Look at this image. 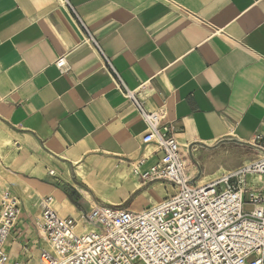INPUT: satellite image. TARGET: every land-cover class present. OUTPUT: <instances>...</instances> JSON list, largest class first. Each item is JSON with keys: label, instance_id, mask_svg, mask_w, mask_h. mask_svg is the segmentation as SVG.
I'll return each mask as SVG.
<instances>
[{"label": "crops", "instance_id": "1", "mask_svg": "<svg viewBox=\"0 0 264 264\" xmlns=\"http://www.w3.org/2000/svg\"><path fill=\"white\" fill-rule=\"evenodd\" d=\"M118 78L166 112L193 183L240 170L264 146V0H0V191L22 202L12 262L38 263L43 197L74 218L168 197L135 175L152 163L137 166L147 127Z\"/></svg>", "mask_w": 264, "mask_h": 264}, {"label": "built area", "instance_id": "2", "mask_svg": "<svg viewBox=\"0 0 264 264\" xmlns=\"http://www.w3.org/2000/svg\"><path fill=\"white\" fill-rule=\"evenodd\" d=\"M86 43L100 50L90 34ZM55 65L69 71L67 56ZM116 87L147 127L137 166L152 163L135 175L161 182L169 195L141 211L95 205L77 218L62 217L53 196L43 197L34 221L42 241L37 264H264V146L254 144L257 157L250 164L198 186L185 175L181 145L166 112L149 110L119 78ZM148 147L154 150L146 152ZM246 205L254 208L250 214ZM21 216L20 198L1 188L0 264H25L12 262L6 252Z\"/></svg>", "mask_w": 264, "mask_h": 264}, {"label": "rangeland", "instance_id": "3", "mask_svg": "<svg viewBox=\"0 0 264 264\" xmlns=\"http://www.w3.org/2000/svg\"><path fill=\"white\" fill-rule=\"evenodd\" d=\"M7 143L8 142H5L3 146H5ZM253 210H254V208L251 205H246L244 208L245 214H250Z\"/></svg>", "mask_w": 264, "mask_h": 264}]
</instances>
